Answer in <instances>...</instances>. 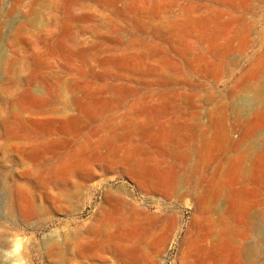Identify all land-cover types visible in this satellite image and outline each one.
<instances>
[{
    "label": "rangeland",
    "instance_id": "374dc122",
    "mask_svg": "<svg viewBox=\"0 0 264 264\" xmlns=\"http://www.w3.org/2000/svg\"><path fill=\"white\" fill-rule=\"evenodd\" d=\"M261 225L264 0H0V260L264 264Z\"/></svg>",
    "mask_w": 264,
    "mask_h": 264
},
{
    "label": "clouds",
    "instance_id": "9594fccd",
    "mask_svg": "<svg viewBox=\"0 0 264 264\" xmlns=\"http://www.w3.org/2000/svg\"><path fill=\"white\" fill-rule=\"evenodd\" d=\"M26 239H27L26 237L25 238L17 237V243L11 249L10 252L4 253V259L0 260V264H6V262L12 257H16V258L11 259V264H26V260L22 255L23 243L26 242Z\"/></svg>",
    "mask_w": 264,
    "mask_h": 264
},
{
    "label": "bare ground",
    "instance_id": "6f19581e",
    "mask_svg": "<svg viewBox=\"0 0 264 264\" xmlns=\"http://www.w3.org/2000/svg\"><path fill=\"white\" fill-rule=\"evenodd\" d=\"M258 226H259V225H258ZM260 228H261V229H260V230H261V232H264V231H262V228H263V227H262V225L260 226Z\"/></svg>",
    "mask_w": 264,
    "mask_h": 264
}]
</instances>
